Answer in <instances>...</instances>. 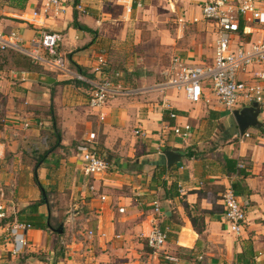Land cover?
<instances>
[{"label": "crops", "instance_id": "obj_1", "mask_svg": "<svg viewBox=\"0 0 264 264\" xmlns=\"http://www.w3.org/2000/svg\"><path fill=\"white\" fill-rule=\"evenodd\" d=\"M39 2L28 0L21 10L0 0V30H16L25 42L39 28L61 32L57 50L67 58L68 70L28 72L0 67V186L13 187L18 196L16 202L7 197L8 206L20 203L25 214L30 212L25 186L14 175L30 174V166L20 159L25 151L22 145L40 141L50 131L47 111L51 106L62 138L38 167V178L45 187L49 167L57 168L56 173L65 169L71 196L76 189L78 196L86 197V225L78 227L82 218L75 210L62 223V233L30 229L28 260L32 264H244L252 259L254 264H264V104L259 114L262 125L241 135L232 114L211 95L208 103H194L174 89H151L167 78L174 56L191 65L212 62L216 27L202 17L204 0H65L64 11L46 19L43 27L24 20ZM256 2L264 11V0ZM74 18L88 29L75 27ZM261 29L247 17L234 36L235 45L256 40ZM102 50L106 51V74L118 72L124 87L142 88L143 93L111 98L99 108L88 105L89 83L76 75L95 77L91 69ZM257 67L251 66L241 77L248 78ZM35 110H47L46 116L40 118ZM169 111L176 114L173 120L166 116ZM229 116L233 120L227 124ZM25 121L31 127L24 128ZM186 123L191 127L186 137L172 130ZM90 132L96 133L95 140L88 141ZM84 146L103 152L110 164L108 172L94 179L83 175L77 152ZM167 149L177 152L179 160L171 172L154 179ZM6 152L12 158L9 161ZM225 158L239 161L238 167L248 172L247 189L238 194L246 213L239 235L230 231L222 217V194L241 178L225 171ZM163 180L177 183L178 196L164 198ZM90 183L98 188L97 194L89 190ZM100 194L106 198L102 200ZM154 201L163 213L157 221L168 233L157 250L145 238L154 224ZM44 206L37 209L42 216L49 213ZM72 216L75 224L70 222ZM85 229L95 235L85 238ZM39 252L43 255L30 257ZM1 255L7 260L0 259V264H15L0 247Z\"/></svg>", "mask_w": 264, "mask_h": 264}, {"label": "built area", "instance_id": "obj_2", "mask_svg": "<svg viewBox=\"0 0 264 264\" xmlns=\"http://www.w3.org/2000/svg\"><path fill=\"white\" fill-rule=\"evenodd\" d=\"M65 0H40L38 7L26 15L25 21L38 27H43L44 21L61 14ZM131 11V5L126 8ZM201 14L205 20L214 23L216 38L214 40L213 60L210 64H187L180 57H172L167 78L151 87L152 90L174 89L182 92L191 102H210V95L225 111L232 114L238 105H248L252 102L264 104V11L257 6L256 0H204L201 5ZM250 17L261 25L260 36L249 43L235 45L234 39L241 27V22ZM246 26L243 29L246 30ZM62 34L58 31H47L39 28L37 33L25 42L16 30H0V50H14L29 56L36 64L47 70L67 71V59L57 48L62 41ZM102 50L96 55L92 67L94 78L85 79L76 75L80 80L89 83L88 105L92 108L103 107L106 102L117 96H133L143 93L142 88L124 87L118 78L120 74H106L107 61ZM256 65L248 74V78L241 77L247 74L248 69ZM97 74V76H96ZM206 93L208 95H206ZM168 116L175 118L176 114L169 111ZM24 128L30 127L25 121ZM190 125L173 126L174 133L186 137L190 132ZM135 133H139L136 129ZM246 135H248L246 133ZM45 139V138H44ZM90 141V139L88 140ZM80 161V170L87 178L109 171L110 164L98 153L86 146L77 152ZM239 166H242L240 164ZM89 190L97 194L98 188L90 183ZM180 191V190H179ZM104 200L106 195L100 194ZM222 217L228 223L229 229L235 235L242 231L246 220V213L241 205L239 196L231 187L222 194ZM155 214L154 224L145 235L147 245L155 250L160 249L167 240V232L158 225V217L163 213L157 201L152 203ZM123 211V208H119ZM75 224L72 216L70 219ZM33 226L29 221L18 218L17 211L7 205L6 189L0 186V247L6 254L19 264H32L28 260L30 240L27 232ZM94 231L89 229L85 236L92 238ZM100 236H106L101 233ZM116 237H119L116 235ZM60 243L65 244L61 238Z\"/></svg>", "mask_w": 264, "mask_h": 264}, {"label": "trees", "instance_id": "obj_3", "mask_svg": "<svg viewBox=\"0 0 264 264\" xmlns=\"http://www.w3.org/2000/svg\"><path fill=\"white\" fill-rule=\"evenodd\" d=\"M7 1L9 2V5L11 7H14L16 9H21V10H23L26 7V3L28 2V0H7ZM74 4L76 5V2ZM73 25L77 28L88 29L86 28V26L78 23L75 20V18L73 21ZM0 59L2 60V63L0 65V67L2 68H7V69L12 68L14 70L28 71V72H41L45 70L41 65L34 63L32 59L26 54H23V53L14 51V50H0ZM76 68L80 72H83L82 68L79 65L76 66ZM47 112L51 120L50 131L47 132L48 142H47V145L40 148V150L35 149L37 158L33 165L34 182L39 186L42 194L38 200L32 202L28 206V208H30V212H28L27 214H25L23 218L22 217L21 218L29 221L33 227L40 228V229H51L52 231L56 232V228L58 226H54L51 224L49 220L50 219L49 213H47L45 216H42L38 214V211H37L39 206L45 205L47 208V211L49 212V203L47 200V193L44 191L43 186L40 182V179L38 178L37 169L45 161V159H47L49 155L53 153V151L60 145V140L62 138L61 130L59 129V127H57V119L53 112V108L50 106ZM166 116L169 119L173 120V118H170L168 116V113ZM94 151H96L100 157L107 160V157L103 154V152L101 151L98 152L97 150H94ZM238 162L239 161L232 159V158H225L222 161V166L226 172H228L229 174L236 173L238 176L241 177L240 180L233 181L231 185V188L234 190V192L237 195L247 189L246 188L247 186L244 183V178L248 175V172L247 170H245V168L238 167ZM156 168L159 169V172L158 173L154 172L153 178L155 179L156 177V179L157 178L159 179L164 173L171 172L174 169V165H171L170 167H168L166 165L164 155H162V158L158 161ZM161 184L163 185V189H164V198L169 199V198L178 196V189H177L178 187L175 181H172L169 184H167V182L163 180L161 181ZM184 208L186 209V213H188L187 215L190 218L194 229L199 231L195 219L193 218V216L189 214V212L187 211V207L185 206ZM161 228L163 229V227ZM167 238H168V234H167ZM240 256L241 255H239L238 257ZM244 264H254V261L252 259H247Z\"/></svg>", "mask_w": 264, "mask_h": 264}, {"label": "rangeland", "instance_id": "obj_4", "mask_svg": "<svg viewBox=\"0 0 264 264\" xmlns=\"http://www.w3.org/2000/svg\"><path fill=\"white\" fill-rule=\"evenodd\" d=\"M79 5L81 6V4H79ZM77 7H78V4H77ZM104 52L106 53V51H104ZM107 65H108V63H107ZM113 98H115V97H113ZM35 111L41 113L40 118H43V116L44 117L46 116L47 110H45V111L35 110ZM44 119H46V118H44ZM232 120H233V117L229 116V118H227L225 120V123L226 122H227V124L231 123ZM79 129H81V128H79ZM80 132H82V131H80ZM44 133H45L44 134L45 137H43L40 141L26 142V143H23V145H22V147L25 151L22 153V156L20 159L22 162H24L25 164L30 166V171H31L30 174L28 172H19L18 174L14 175V177L17 176L19 178V181L23 182V186H25L24 190L27 191V194L24 196V198L26 199L29 197L28 200L31 203L38 200L42 194L41 190H39V188L37 189L36 183L34 182L33 165H34V162L37 158V154L35 153V149L40 150V148L47 145V142H48L47 132H44ZM88 138L90 139V141L95 140L96 139V133L90 132L88 134ZM19 147H21V145ZM7 152L9 154V152H10L9 148H8ZM7 152L5 155L6 156L5 159L9 161L12 158H10L11 156L7 155ZM50 168L51 167H49L48 174H47L48 184L45 185V187H43V189L47 193V200L49 203V216H50L49 220H50L51 224L54 226H58L60 223L67 222V218L70 216V214H72V211L76 210V211H78L77 217L79 216L80 218H82V219H80L81 221H78V224L80 225L78 227L84 228V225H86V222L84 221V217L86 216V206H85L86 200H84V199L86 197L78 196L76 189H75V191H73L74 196H71L72 192L70 189V185H72V184L70 181H66V179H65V174L63 173V172H65V169H63L61 172L59 169V170H57V171H59V173H56L55 170L57 168L55 170H52L53 167L51 168V170H50ZM12 189H14V188L8 187L6 189L7 190L6 196L12 202H16V199L18 198V196H17L16 192L12 191ZM9 204L13 205L12 203H9ZM14 208L17 211L18 218H21V217L23 218L25 216V211L23 210V207L20 203H19V205H15ZM44 212H45V210H44ZM23 220H26V219H23ZM33 229H40V228L33 227ZM84 236H85V234H84ZM85 238H86V236H85ZM35 255L42 256L43 253L39 252V254L36 253V254L31 255L30 257H33ZM0 259L1 260H3V259L7 260L6 257L3 255L0 256ZM13 261H14L13 263L19 264V262H17L16 260H13Z\"/></svg>", "mask_w": 264, "mask_h": 264}, {"label": "water", "instance_id": "obj_5", "mask_svg": "<svg viewBox=\"0 0 264 264\" xmlns=\"http://www.w3.org/2000/svg\"><path fill=\"white\" fill-rule=\"evenodd\" d=\"M262 105L258 102H252L251 104L245 105L241 108H236L232 111V116L234 117L239 133L242 135L250 127H260L262 125L259 120V114L261 113ZM163 154L166 157V164L168 167L173 165L179 160L180 155L174 150L167 149L164 150ZM57 233L63 232L62 223L56 228Z\"/></svg>", "mask_w": 264, "mask_h": 264}]
</instances>
